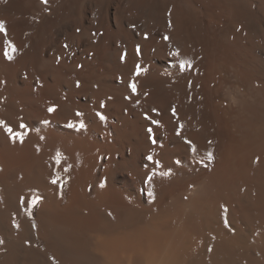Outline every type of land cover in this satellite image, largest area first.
I'll return each instance as SVG.
<instances>
[{
    "label": "bare ground",
    "instance_id": "obj_1",
    "mask_svg": "<svg viewBox=\"0 0 264 264\" xmlns=\"http://www.w3.org/2000/svg\"><path fill=\"white\" fill-rule=\"evenodd\" d=\"M0 21V264H264V0Z\"/></svg>",
    "mask_w": 264,
    "mask_h": 264
},
{
    "label": "snow or ice",
    "instance_id": "obj_2",
    "mask_svg": "<svg viewBox=\"0 0 264 264\" xmlns=\"http://www.w3.org/2000/svg\"><path fill=\"white\" fill-rule=\"evenodd\" d=\"M41 2L46 4V3H47V0H41ZM2 31H4V22H3V21H0V32H2ZM77 31H79V29H77ZM164 39H165V40H168L169 38H168L167 36H165ZM9 49H11V51H6V52L4 53V55H5V57H6L7 59L11 60V59L13 58V57H12V52H14L15 49H14V47H13L11 44H9ZM137 52L139 53V48L137 49ZM173 54H174V55H178V52L173 53ZM123 59H124V57L122 56V57H121V60H123ZM186 66H188V67L191 66V64H190L189 61H181V62H180V68H181V71H183L184 68H185ZM139 74H140V66L137 65V68H136V75H139ZM77 86H79V82H77ZM129 87L131 88V90H132L133 93H136L137 88H136V84H135V83H130V84H129ZM127 98H128V97H126V99H127ZM103 106H104V105L101 104V107H103ZM54 110H55V109L52 108V107H50V108L48 109V111H49L50 113L53 112ZM153 111H156V110L154 109ZM78 115H79V113H78ZM97 115L100 117L101 120H104V119H105V117H104L102 114L97 113ZM173 115H175V111H174V110H173ZM145 118L148 119L147 115L145 116ZM0 123H2V122H0ZM152 123H153V124H158V121L153 120ZM81 126H82V125H81ZM20 127H24V125L21 124ZM5 131H6V132H9V133H12L13 130H12L11 128H9V127H5ZM147 131L149 132V138L152 139V136H151L152 129L149 128ZM14 135H15L16 137H19L20 134H19V133H15ZM153 143H155V140H153ZM188 143H191V142L188 141ZM60 157H61V154H60L59 152H57L56 156L53 157V159H54V161H55L56 164H59V163H60ZM148 159L151 160V157L149 156ZM209 159H211V154H209ZM57 180H58V177L52 179V180L50 181V183H52V184L55 185V184L57 183ZM31 203H32L33 205H35V204L37 203V200H33V201H31ZM225 211H226V209H225ZM225 226H226V227L228 226L227 221H225ZM209 250H211V249H209Z\"/></svg>",
    "mask_w": 264,
    "mask_h": 264
}]
</instances>
